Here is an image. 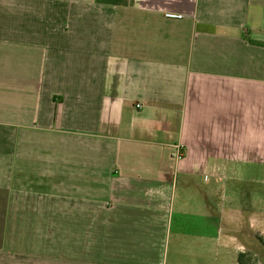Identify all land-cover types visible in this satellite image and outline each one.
Instances as JSON below:
<instances>
[{
	"label": "crops",
	"instance_id": "obj_1",
	"mask_svg": "<svg viewBox=\"0 0 264 264\" xmlns=\"http://www.w3.org/2000/svg\"><path fill=\"white\" fill-rule=\"evenodd\" d=\"M258 209L264 0H0V264H238Z\"/></svg>",
	"mask_w": 264,
	"mask_h": 264
},
{
	"label": "rangeland",
	"instance_id": "obj_2",
	"mask_svg": "<svg viewBox=\"0 0 264 264\" xmlns=\"http://www.w3.org/2000/svg\"><path fill=\"white\" fill-rule=\"evenodd\" d=\"M259 218H264L263 212L260 209L257 210ZM256 254L246 253L247 258L245 259V264H264V233L256 232Z\"/></svg>",
	"mask_w": 264,
	"mask_h": 264
},
{
	"label": "trees",
	"instance_id": "obj_3",
	"mask_svg": "<svg viewBox=\"0 0 264 264\" xmlns=\"http://www.w3.org/2000/svg\"><path fill=\"white\" fill-rule=\"evenodd\" d=\"M99 2L110 4V5H123L126 6L132 2V0H98ZM264 246V243L262 244ZM246 254H240L238 256V264H245Z\"/></svg>",
	"mask_w": 264,
	"mask_h": 264
},
{
	"label": "built area",
	"instance_id": "obj_4",
	"mask_svg": "<svg viewBox=\"0 0 264 264\" xmlns=\"http://www.w3.org/2000/svg\"><path fill=\"white\" fill-rule=\"evenodd\" d=\"M165 16H166V18H170V19H179V18H181L180 15H174V14H171V13H167ZM136 107L139 108L140 105H136ZM178 156H181V154L178 153Z\"/></svg>",
	"mask_w": 264,
	"mask_h": 264
}]
</instances>
